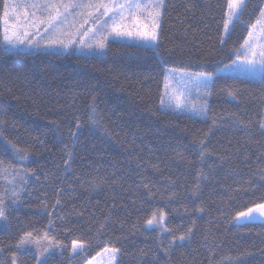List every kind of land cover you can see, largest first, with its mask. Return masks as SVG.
Listing matches in <instances>:
<instances>
[{"label":"trees","instance_id":"16d2710c","mask_svg":"<svg viewBox=\"0 0 264 264\" xmlns=\"http://www.w3.org/2000/svg\"><path fill=\"white\" fill-rule=\"evenodd\" d=\"M164 3L155 49L0 44V192L15 179L19 192L6 204L0 264H37L17 247L28 232L62 246L42 264H87L107 247L116 264H264V222L233 224L264 203V75L214 74L234 61L264 0H247L225 38L228 0ZM167 68L214 74L205 117L161 109ZM156 209L169 232L146 227ZM74 240L84 250L71 256Z\"/></svg>","mask_w":264,"mask_h":264},{"label":"rangeland","instance_id":"374dc122","mask_svg":"<svg viewBox=\"0 0 264 264\" xmlns=\"http://www.w3.org/2000/svg\"><path fill=\"white\" fill-rule=\"evenodd\" d=\"M246 1L247 0H244L242 9L244 8ZM69 2L80 3V0H5L3 12L0 17V44L2 50L11 53H27L40 51L52 52L56 54H64L72 51L78 55L104 56L106 54L107 45L110 42L124 43L128 45H135L153 49L157 47L158 39L155 42H143L134 37H116L115 34L111 31L113 27V22L110 19L112 13H109L108 16L101 17L100 21L96 20L95 23H93L94 19L89 15V13H91L90 9L93 8L85 7L87 9L82 12L83 15L80 14L79 18H77L78 25H73V22L75 21L74 13L78 9H70L69 11L72 12V15L68 16L67 20L63 24H58L57 27L48 28V30L45 31L48 25V22L46 21L48 17V12L43 9H34L31 7L32 4H60ZM101 2L109 3L110 0H90V3L92 4H97ZM6 11L7 15H5ZM62 11L63 9H61V12ZM100 11L102 12L103 9H100ZM227 11L224 22V38L232 29L234 22L238 19V16L242 10L239 11L238 16L233 17L231 20H229V17L227 16ZM44 14L46 17L44 16ZM53 14L55 13L53 12ZM104 21H107V23L105 24ZM133 21H135L136 23H134ZM118 23L121 25L122 31L131 30L135 32L137 24H150V21L146 20L143 15L136 14L135 16H127L123 21H118ZM226 23L228 25L227 29H225ZM5 30H7V34L9 36H12L13 38L19 36L23 40V43H16L15 45L9 44L3 39ZM157 32H159V29H157ZM85 33L87 34L85 35ZM52 41H57V43H52ZM101 41H103L104 43L103 50H100L97 47V44ZM245 41H248V43L253 46L257 53L260 51V46L264 45V6L256 22L249 28V33L245 38L244 42L239 47L238 52H243ZM60 42L66 43L69 46L65 48ZM88 44H91L92 47H87L86 45ZM234 60L237 61V65H239L240 62L237 59V56ZM232 63L233 62L220 66L216 69L214 74L230 75L251 80L262 79L263 75L261 74L258 67L255 70L242 69L239 66L232 68L226 67V65H231ZM182 73L200 72H190L185 70L167 68L165 72L161 96V109L177 114H186L194 117H205V115L203 114L195 113L190 110H174L176 104H208L209 95H203L204 89H197L194 84L188 81V78L186 76L184 77V81L185 83H187L188 87L187 89L184 88V86L180 83ZM214 74H212V77L214 76ZM16 182L17 179H15L13 183L14 186L12 193L13 191H15L18 194L17 196H13L12 193H9L8 191L0 192V197L4 198L5 204L9 203L11 205L12 203V206H14V204L16 205L19 196V192L16 191ZM6 185L7 184H3L2 187H5ZM9 194H11V196H9ZM7 197L9 198L7 199ZM13 200H15V203H13ZM251 208L254 209L253 214L257 216L255 220H249L245 217H240L239 219H237V214L233 218V224L241 225L250 222H264V216H260L258 214L259 210L256 209V206ZM4 226V220H0V228H4ZM146 227L159 228L158 226L148 225H146ZM45 234L46 233H42L37 236L33 235L32 242L19 247V251H28L33 253L36 257L37 264H42L50 255L61 252L62 246L56 243L50 237H48V235L47 238H45ZM80 244L81 243H77L78 251L75 253L72 251L71 245V256H75L76 254L81 252L79 250ZM113 250V248L109 247L103 249L95 257L89 260L87 264H116L117 251Z\"/></svg>","mask_w":264,"mask_h":264},{"label":"snow or ice","instance_id":"6c2138e0","mask_svg":"<svg viewBox=\"0 0 264 264\" xmlns=\"http://www.w3.org/2000/svg\"><path fill=\"white\" fill-rule=\"evenodd\" d=\"M243 4H244V0H228L227 16L229 17V20H231L233 17L238 16L239 11L242 10ZM31 7L34 9H43L48 12V25L45 31H47L48 28L57 27L58 24H63L67 20L68 16L72 15V12L69 11L70 9L75 10V9H83L85 7H88V8H95V10L100 13L99 16L95 17L93 23H95V21L99 20L101 17L108 16L109 13H112L110 17V19L113 22V27L111 31L112 33L115 34L116 37L121 38L124 36H128V37H134L143 42H155L158 39L157 29H159L161 25L162 9L165 7V3L164 0H110L109 3H103V2L97 4L89 3L88 5H84L79 2H69V3H60V4H56V3L32 4ZM61 9H63L62 12ZM100 9H103V11L101 12ZM53 12L55 14H53ZM136 14L143 15L146 20L150 21V24L148 23L143 25L137 24L135 32L131 30L122 31L121 25L118 23V21H123L127 16H135ZM5 15H7V11L5 12ZM89 15L91 16L92 13H89ZM133 22L136 23L135 21ZM104 23L106 24L107 21H104ZM227 27L228 25L226 23L225 29H227ZM86 34L87 33H85V35ZM3 39L12 45H15L16 43H23V40L19 36H16L15 38L9 36L7 34V30H5ZM52 43H57V41H52ZM60 43L65 48L69 46L68 44L63 42ZM86 46L89 48L92 47L91 44H88ZM97 47L100 50H103L104 48L103 41L99 42L97 44ZM236 56L240 62L239 65H237V61L234 60L231 65H226V67L232 68L239 66L242 69H251V70H255L258 67L261 74L264 75V45L260 46V51L257 53L253 48V46L249 44L248 41H245L243 52H237ZM185 76L188 78V81L194 84V86L197 89H201V88L204 89L203 95L205 96L210 95L209 87L212 81L211 73H205V72L182 73L180 83L184 86L185 89H187L188 85L184 81ZM228 95L235 98L234 93L231 91L228 93ZM178 109H184L186 111L190 110L192 112L203 114L205 116L207 115L206 103H201L200 105L176 104L174 110H178ZM261 128H264V123L261 124ZM201 147H202V156H203L204 154L203 141H201ZM23 158L24 157H21V159ZM0 171H6V169L0 167ZM9 182L11 183V181ZM12 195L17 196L18 194L15 191H13ZM13 203H15V200H13ZM256 209L259 210L258 214L260 216H264V204L256 205ZM253 213H254V209L248 208L247 211L239 212L237 219H239L240 217H245L249 220H255L257 216L254 215ZM7 218L8 217H7L6 204L4 198L0 197V220H7ZM165 220H166V214L163 212V210L156 209L152 211L150 217L145 221V223L148 226H158L162 232H169L170 229L166 226ZM192 231L193 228L189 227L185 233L179 236L173 235L170 241V246L172 244H175L177 240L183 242L185 239L190 238V234ZM45 238H47V234H45ZM32 240H33V234L31 232L25 233L20 237L17 247H21L27 243H31ZM79 250L80 251L84 250L82 243L79 245ZM72 251L74 253L78 251L77 241L75 240L73 241L72 244ZM113 251H118V249H114ZM12 264H16L15 257H13Z\"/></svg>","mask_w":264,"mask_h":264},{"label":"crops","instance_id":"0c3cea01","mask_svg":"<svg viewBox=\"0 0 264 264\" xmlns=\"http://www.w3.org/2000/svg\"><path fill=\"white\" fill-rule=\"evenodd\" d=\"M53 1H55V0H53ZM80 3H82V4H84V5H88V4L90 3V0H80ZM86 9H87V8L78 9V10L74 13L75 21L73 22V25H78V22H77L78 19H77V18H79L80 14L83 15L82 12L85 11ZM90 11H91V13L93 14V16L91 15V17H92L93 19H95V17L99 16V14H100V13L97 12L94 8H93V9H90ZM44 16H45V14H44ZM45 17H46V16H45ZM46 21L48 22V17H47ZM97 21H100V19L97 20ZM27 53H28V52H27Z\"/></svg>","mask_w":264,"mask_h":264}]
</instances>
